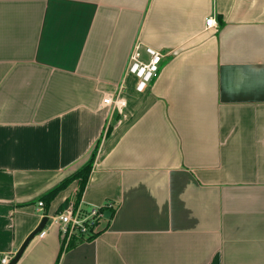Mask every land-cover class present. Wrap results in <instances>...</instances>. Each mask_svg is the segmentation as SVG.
I'll return each mask as SVG.
<instances>
[{"label":"crops","instance_id":"obj_1","mask_svg":"<svg viewBox=\"0 0 264 264\" xmlns=\"http://www.w3.org/2000/svg\"><path fill=\"white\" fill-rule=\"evenodd\" d=\"M136 47L163 55L142 94ZM95 149L104 217L66 241L78 181L40 199ZM44 217L18 264H264V0H0V264Z\"/></svg>","mask_w":264,"mask_h":264},{"label":"built area","instance_id":"obj_2","mask_svg":"<svg viewBox=\"0 0 264 264\" xmlns=\"http://www.w3.org/2000/svg\"><path fill=\"white\" fill-rule=\"evenodd\" d=\"M216 26V21L213 18H209L206 21V27L212 28ZM145 53L149 57L148 62L142 60V52L139 47H136L130 57V63L127 70V74L136 79V92L139 94L144 93L151 83L158 77L161 70V63L163 59L162 53L159 51L147 47ZM125 86L122 85L118 90V93L113 97H106L103 99V105L110 107L115 111L121 112L126 107V102L121 98ZM39 208L42 211L44 203H39ZM103 207H91L85 211L82 207V202L75 205L71 201L64 210L55 215L50 223H54L59 226L61 235L66 241H70L72 238L89 239L96 234L98 225L104 217ZM48 223L45 229L37 235L38 238H43L47 235ZM9 259L5 258L1 264H8Z\"/></svg>","mask_w":264,"mask_h":264},{"label":"trees","instance_id":"obj_3","mask_svg":"<svg viewBox=\"0 0 264 264\" xmlns=\"http://www.w3.org/2000/svg\"><path fill=\"white\" fill-rule=\"evenodd\" d=\"M96 152H97V149H95L92 152L91 157L89 158V160L86 162V164L79 171H77L76 173H74L73 175H71L69 178H67L66 180H64L62 183L58 184L56 187H54L53 189H51L48 193H46L45 195H43L41 197V199H40L41 202H43L44 205L46 207H48V205L54 200V198L61 191H63L66 188H68L73 182L78 181V183H79L78 191H77L76 196H75V198L73 200V202L75 203V205L78 207V205L82 201L84 192L86 190L87 184H88L89 179H90V175H91V172H92V169H93L94 160H95V157H96ZM70 202L71 201H68L67 203H65V205L63 206V208H61L58 213H61L64 210V208ZM73 239H75V238H72V240Z\"/></svg>","mask_w":264,"mask_h":264},{"label":"water","instance_id":"obj_4","mask_svg":"<svg viewBox=\"0 0 264 264\" xmlns=\"http://www.w3.org/2000/svg\"><path fill=\"white\" fill-rule=\"evenodd\" d=\"M48 222H49L48 217H44L42 219V221H41L40 225L37 227V229H35V231H33V233H31L29 235V237L26 239V241L24 242L22 247L19 249V251L16 253V255L11 259V261L8 264H18V262L20 261V259L23 256L25 250L27 249V247L31 243V241H33L35 239V237H37V235L45 229Z\"/></svg>","mask_w":264,"mask_h":264},{"label":"rangeland","instance_id":"obj_5","mask_svg":"<svg viewBox=\"0 0 264 264\" xmlns=\"http://www.w3.org/2000/svg\"><path fill=\"white\" fill-rule=\"evenodd\" d=\"M92 154V153H91ZM91 154L87 157V159L84 161V163L81 165V167L77 170V171H79L85 164H86V162L89 160V158L91 157ZM76 171V172H77ZM75 172V173H76Z\"/></svg>","mask_w":264,"mask_h":264}]
</instances>
